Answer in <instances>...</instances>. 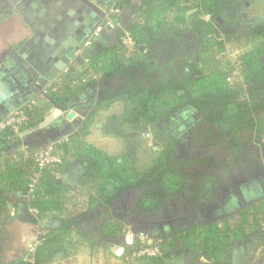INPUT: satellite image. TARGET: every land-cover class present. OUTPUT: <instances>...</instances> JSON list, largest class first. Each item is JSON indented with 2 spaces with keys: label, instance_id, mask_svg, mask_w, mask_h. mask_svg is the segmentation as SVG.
Returning <instances> with one entry per match:
<instances>
[{
  "label": "trees",
  "instance_id": "1",
  "mask_svg": "<svg viewBox=\"0 0 264 264\" xmlns=\"http://www.w3.org/2000/svg\"><path fill=\"white\" fill-rule=\"evenodd\" d=\"M188 1L122 0L116 5L117 8H130L133 18L123 34L104 53L89 60L92 68L101 71L103 79H95L89 66L84 63L81 70L59 76L47 87L45 95L35 99L36 102L31 100L26 104L25 126L28 130L44 121L49 115L50 106H53L52 102L64 106L90 87L103 89L102 98L92 102L93 107L83 112L84 119L77 129L61 138H67L63 141L66 153L62 165H55L52 171L46 172L37 169L34 155L53 142L49 139L36 148L19 147V159L15 164L9 163V157H4L5 163L0 164V210L26 207L31 222L43 231L39 237L42 245L31 255L33 264L50 263L54 254L62 251L64 238L72 233L87 240L95 256H102L110 246L121 243L124 221L129 218L130 221H160L169 203L179 201L181 195L201 204V208H195L198 213L207 208L217 209L220 206L218 191L233 185L229 178L234 173V167L228 160L233 158V163H237L243 157L250 158L251 154V158H254L255 145L240 142L237 133L246 127L264 137V19L250 28L237 26L234 34L215 41L210 37L212 34L220 36L215 28L220 25L219 20L235 26L231 13L237 12L245 0H194L187 6ZM190 10L192 14L187 16L186 12ZM205 16L211 17V20H204ZM103 29L105 33L111 31L107 26ZM111 34L115 36V32L111 31ZM127 35L133 39L130 41ZM161 37L168 40L175 53V58L166 64L150 58L151 45ZM242 37L248 41H263V48H259L255 55L245 57V82L250 89L245 93L231 88L233 86L230 84L234 82L224 83L223 86L218 71L205 73L213 60L209 56L212 48L217 47V53H220L225 49L226 41ZM191 39L196 40L198 46L194 52L195 61L192 55L181 51ZM140 72L149 80V86L144 85ZM75 78L80 79L78 88L71 91L69 86ZM113 79L122 82L121 90L115 91L105 86ZM235 82L238 83L237 80ZM65 90L70 92L71 98L64 93ZM38 102H47L49 107H41ZM123 102L125 112L121 117H112L105 130L117 134L122 123L153 127L151 142L162 143L163 149L152 167L145 172H137L130 159H123L119 163L93 146L78 141L90 134L96 117L102 111ZM185 108L202 114L203 122L210 127L208 135L216 136L217 141L212 143L211 153L204 154L199 148L191 150L192 155L188 160H179L175 158L176 137L167 131L166 122ZM259 111L263 115L257 119ZM7 140L6 136H0V144ZM77 144L78 152L74 157L83 166L84 176L73 190L57 179V175L64 174L72 166L66 156L69 148L73 145L75 148ZM209 167L216 169L214 176L207 175ZM37 175L40 177L35 182ZM132 194L138 195L134 208L127 204L128 196ZM81 195H86L87 206L76 214L75 206L71 205L76 204L75 197ZM49 218L51 223L47 226L43 221ZM85 220L94 224L90 233L83 229ZM53 221L60 222L57 229H53ZM52 233L56 235L50 239ZM255 237L262 241L259 247L264 244L262 202L249 204L236 215L201 224L193 240H187L184 233L175 227H171V231L161 238L151 239V244L142 242L138 237L125 244L119 257L127 264H165L166 260L172 258L177 240H186L185 247L191 254L187 264H231L234 245ZM46 240L48 243H45ZM149 245L159 247L160 254L155 257H133ZM257 250L258 247H253L242 264L253 263L255 257L252 254ZM12 264L30 262L24 258Z\"/></svg>",
  "mask_w": 264,
  "mask_h": 264
},
{
  "label": "crops",
  "instance_id": "2",
  "mask_svg": "<svg viewBox=\"0 0 264 264\" xmlns=\"http://www.w3.org/2000/svg\"><path fill=\"white\" fill-rule=\"evenodd\" d=\"M95 3L105 14H108L110 12V0L104 3H101V0H97ZM119 12V17H117V19L121 27L124 29L132 19L133 12L130 8L126 7L121 9ZM111 38L112 34L110 31L109 33L102 34L92 39L90 41V44L86 45L84 47V50L77 54L75 61L71 63V65L66 69L65 72L74 73L81 70L82 65H84L86 60L89 61L95 56L104 53L107 48L111 46L109 43V41H111ZM150 50V56L152 58H156L161 64L169 63L175 58V53L165 37L157 39L150 47ZM75 62H78L80 64L79 70L73 67V63ZM95 70L100 71L96 68ZM141 78L143 79V83L145 86L150 85V82L147 78L144 79L143 76ZM117 81L118 79H113L106 82V85L109 88L117 91ZM146 82L148 83V85L146 84ZM90 88L91 91L89 93V96L78 106L76 110L77 116L73 121H68L64 117L63 120H57L55 124L48 130H43L37 134H31L25 137L20 136L19 138L14 137L16 139H8L6 143L0 144V158H2L5 154V156L10 154L14 148H36L40 145L45 144L48 139L51 141H55L56 139L57 142L60 141L61 138L72 133V131L77 129V127L79 126L78 124H80V122L84 119L82 116L83 112H86V110L93 107L92 102L102 98L103 90H101V88H98L96 86ZM85 93L86 91L81 95H84ZM37 97L38 96L34 97V99H36ZM42 105L45 106L46 104L44 102H40L41 107H43ZM50 107L52 109L53 106ZM112 108L113 106L105 111H102L100 115L96 117L95 122L91 127L90 134L87 136V140H85V144L86 146H93L97 150L116 159L119 163H121L125 157L132 158V156V160L134 161V163H136V157L139 154V149H136V147L134 148V146L129 142L127 143V145L123 146V142L121 139L120 141L107 139L109 138V136L120 137L118 133L112 134L109 131L105 130V126L110 124L112 117H121L123 115V108H120L119 112H115V109ZM188 111H185V114L187 115L185 116L186 119L191 121L193 116L188 117L192 114L191 110ZM261 116V112L257 113L256 115L257 119L261 118ZM101 119H104L105 122H102ZM124 126L127 127L126 129H128V127H133L130 124H128V126L127 124ZM209 128V125L206 124V134L208 133ZM122 130L123 123L119 126V132H121ZM101 132H103V134ZM59 137L61 138L59 139ZM147 137H151L150 133L147 134ZM148 146L151 145L149 144ZM186 159L187 156H184L179 160ZM210 168L212 169L213 167H209V169ZM83 176V166L79 162L75 161L73 162L72 166L67 171H65L64 174H58L57 179L67 183V187L69 189L75 190ZM218 196L220 206L217 209L212 210L207 208L198 213L196 212L195 208H201V204L195 202L192 204V212L188 215L181 216L180 214H175V216L169 219H165V221L162 222H143L139 220L132 221L130 225H125L124 234L122 231V240L120 243L121 245L119 244L117 246H110L108 249L109 251L105 252V254L102 256H95L93 254L90 243L87 240L79 237L76 233H72L70 236H66L64 238L62 251L59 253H55L53 260L48 264H127L125 263V261L120 259L119 256L122 252L121 249L123 248V245L125 246L126 243H129L132 236L143 234L148 236L150 239H159L164 234L169 233L171 231V227H175L183 232L187 240H193L196 238L198 234V228L201 224L214 221L219 217L223 218L236 215L242 208L248 206L249 204H252L258 199H264V176H261L258 179L254 177L252 179V177L250 178V176H239L231 187H223ZM47 221L48 220H44L43 222L47 223ZM37 226L38 225L33 224L29 219L28 210L26 207L19 206L16 209L10 207L8 209L0 210V262L2 264H12L20 261L21 259H27L31 248L41 236L40 232L37 230ZM59 226V221L52 222L53 229H57ZM83 229L85 231L93 230V222L90 220H85L83 223ZM52 234L56 235V233ZM51 237L52 236H50V239ZM47 240L45 241V243L47 242ZM255 240L256 239H245L237 242L231 250V264H241L243 261H246L249 253L251 252V249L255 246ZM176 243L177 246L175 251L173 252L172 258L166 260L165 264L188 263L191 254L185 247L186 240H177ZM254 264L256 263L254 262Z\"/></svg>",
  "mask_w": 264,
  "mask_h": 264
},
{
  "label": "water",
  "instance_id": "3",
  "mask_svg": "<svg viewBox=\"0 0 264 264\" xmlns=\"http://www.w3.org/2000/svg\"><path fill=\"white\" fill-rule=\"evenodd\" d=\"M96 1L7 0L0 7V124L19 106L45 95L47 87L75 61L77 52L84 50L107 17ZM73 67L79 70L80 64L75 62ZM90 91L64 106L52 102L44 121L21 136L48 130L64 117L73 121ZM196 119L193 116L191 122Z\"/></svg>",
  "mask_w": 264,
  "mask_h": 264
},
{
  "label": "rangeland",
  "instance_id": "4",
  "mask_svg": "<svg viewBox=\"0 0 264 264\" xmlns=\"http://www.w3.org/2000/svg\"><path fill=\"white\" fill-rule=\"evenodd\" d=\"M192 1H194V0L188 1L186 5L190 6ZM253 1H257V0H253ZM258 1H261V0H258ZM248 2H251V0H245V3L241 7L238 8L237 12L231 13L230 17L235 20V23H236L235 26L226 25L220 19L219 20L220 25L215 26L216 33H219L220 36L217 37V34H212L210 39L217 41L222 36L234 34L237 26H243L245 28H250V27H252V25L256 24V22L250 23V21H245V19L242 17V15L244 13H246V3H248ZM117 4H120V3H117ZM117 4L113 3L112 7L110 8L111 10L108 13V15L110 17H112V19L110 21V22H113L112 26L108 27V25H107L108 22L106 21L107 17L104 20V26H107L111 31L115 32V36L111 38V41H109L110 45H112L114 43V41L117 40V38H119L120 34L121 33L123 34V32L126 29V27L123 29L118 22L117 17H119V13H120L119 11L121 9L117 8V6H116ZM253 9H254V7L252 5L250 7L249 11L253 10ZM190 12L192 14V10H190V11L186 12V15L187 16L191 15ZM262 14H264V7L258 11L259 16ZM204 20L210 21L211 17L205 16ZM102 34H105L104 29H103V32L101 33V35ZM127 36L129 37V35H127ZM244 38L245 37H242V38H239L237 40H233L231 42L226 41L225 42V49L220 53H217L218 52L216 49L217 47L212 48V50L209 51V56L212 57L213 60L210 61L209 66L205 69V73L209 74V73L218 71L219 80L223 86H225L224 83L228 84V83L234 82L233 85L230 84L231 86H233L231 88L235 89L236 91L241 90L245 93V91H250V89H248L247 83L245 82V80H246L245 79L246 73H244L245 72V70H244L245 69V63L244 62H246L245 57L247 55H251V54L255 55L259 51V48H263V47H261V44L263 43V41L251 40V39L248 41L247 39H244ZM129 39L131 41L133 38L129 37ZM197 48H198V46H197L196 40L191 39L188 42V44L186 45V48H182L181 51L183 53H185L186 55H189V56L192 55L193 60H194V59H196V57H194V54H195L194 52L196 51ZM141 49L144 50V48H141ZM201 57L204 58V54H202ZM150 58H152V57H150ZM259 58L262 59V57H260V56H259ZM200 60L201 59L199 58V61ZM139 74L142 75L141 72ZM223 74H225L226 77ZM142 76L145 79L144 74ZM224 77H225V80H224ZM101 79H103V77H101L99 80H101ZM236 80L238 81V83L235 82ZM117 83H116L117 84L116 87H118V90H121L123 88L122 82L118 79ZM146 84L148 85L147 82H146ZM72 86H73V84L71 83L69 86V89L71 91H74V89L71 88ZM77 86H78V84H77ZM77 86H75L73 88L76 89V88H78ZM105 86H107V85L105 84ZM101 90H103V89L101 88ZM64 93L67 94V96L71 98V96H69L70 92H67L65 90ZM32 100H34L36 102L35 99H32ZM44 103L46 104L47 102H44ZM38 105L40 106L39 102H38ZM47 105L49 107V103L46 104V106ZM120 108H123V113H124L125 108H126V105L124 104V102L115 104L112 109H115V112H119ZM50 109H51V107H50ZM188 110H191V109L185 108V109L180 110L177 113V115H174L172 118H170L171 120L169 119L168 122H166L167 131L172 133L176 137L175 138L176 139V147H177L176 153H175L176 159H182L184 156H187L186 160H188L189 156L192 155L191 150L196 151L199 148L202 149V152L204 154H209L212 152L211 151L212 143H215L217 141L216 136L212 137V136H209L208 133L206 134L207 130L205 131V127H206V124L207 125H209V124L206 122H203L202 114L200 112L191 110V113H192L191 115L196 116L197 119L192 121V122L189 121L188 119H186L185 111H188ZM188 112H186V113H188ZM259 112H261V111H259ZM198 113H200V117L197 116ZM191 115H190V117H192ZM261 115H263L262 112H261ZM104 119H101V121L105 122ZM78 125H80V124H78ZM124 125H126V124L123 123V130L121 132L118 131V134L120 135V137L109 136V138H107V139L113 140V141H115V140L120 141V139H121L123 142V146L127 145V143L129 142L134 146V148L136 147V149H139V154L136 157V163H134V161L132 160L133 156H132V158H130V157L129 158L123 157V158L128 159V160L130 159V161H132L137 172H145L152 167L153 162L157 159L159 154L162 152L163 145L160 142L159 143H157V142L152 143L151 142L153 139V136H154L153 127L139 125V124H130L133 127H130V128L128 127V129H126L127 127H125ZM127 126H128V124H127ZM25 130H27L26 126L22 125L20 127L19 131L24 132ZM103 132H105V131H103ZM103 132H101V133L103 134ZM149 133H150L151 137L148 138L147 134H149ZM2 135L6 136L7 139L14 138V133L12 131L7 132V134H4L3 132L0 131V136H2ZM19 137L20 136H18V138ZM60 138L61 137H59V139ZM237 138L242 143H245V144L249 143V144H251V146L254 144L255 146L253 148H254L255 154H254V158H251V156H252V154H251L250 158L247 159V158L243 157L241 159V161H239L237 163H233V158L229 159L228 160L229 164H231V167H234V173H232V175L229 179H231L233 184H234V182L237 180V178L239 176L240 177L241 176L242 177H246V176L249 177L250 176V178L252 177V179H253V177L258 179L259 177L264 176V147H263L264 146V137H260L259 135H257L256 130L250 129V128L248 129L245 127L237 133ZM145 139L147 140V142ZM85 140H87V136L80 138L78 141L79 142L81 141L80 143H84V145H86ZM76 141H77V139H76ZM55 142H56V139H55V141L51 142L50 144L55 143ZM149 144L151 146H148ZM17 149H18V147L14 148L12 150V152L10 154H8L7 156H5L6 154L4 155L5 157H9V163L11 165L15 164V162L19 159V152ZM62 149H63V152L66 153V150L63 148V144H62ZM77 152H78V144H77V147H75V148H74V145L71 146V148H69V151H68L67 156H66L67 161L72 163V164L75 161L78 162V160L75 159V157H74L75 153H77ZM4 156L2 158H0V164L5 163ZM248 167H249V169H248ZM220 169L219 170L217 169V171L218 172L221 171ZM248 171H249V174H248ZM215 172H216L215 168H212V169L208 168L207 169V175L209 177L214 176ZM221 189L218 191V195L220 194ZM137 196H138L137 194L129 195L128 196L129 199H128L127 204L129 203V205L133 206V208H134ZM179 198H180L179 201L172 200L169 203V207L167 209H165V211L163 213V216H162L163 219L162 220L153 221V222L165 221V219H169V218L173 217V214L175 216V214L178 215L182 212H186L185 213L186 215L191 213L192 207H193L192 204L195 202H192V201L186 199V197L183 195H181ZM218 199H219V196H218ZM87 200L88 199H87L86 195H81V196L75 197V203L76 204L72 203L71 206H75L74 211H76L75 212L76 214L81 213L83 207L87 206ZM256 202H262L264 204V199H261V200L258 199L253 203H256ZM123 206L125 207L124 203H123ZM212 207H214V206H212ZM123 217H125L124 214H123ZM124 222L125 223H123L124 224L123 234H124L125 225H130L132 223V220L130 221V218H129ZM50 223H51V220L49 218L47 221V226H50ZM37 230L40 232V234H43V231H40L38 226H37ZM91 231H85V232L90 233ZM54 235L55 234H51L52 237H54ZM255 238H256V240H255L254 248L258 247V250L256 252H253V254H252L253 257H255L254 262L256 264H264V244L259 247V245L262 244L261 243L262 241H260L257 237H255ZM123 242H124V240H123ZM125 243H126V241H125ZM123 247H124V245H123ZM254 262L252 263L250 261L249 264H254Z\"/></svg>",
  "mask_w": 264,
  "mask_h": 264
},
{
  "label": "built area",
  "instance_id": "5",
  "mask_svg": "<svg viewBox=\"0 0 264 264\" xmlns=\"http://www.w3.org/2000/svg\"><path fill=\"white\" fill-rule=\"evenodd\" d=\"M112 2L114 4H117V3H121L122 0H112ZM111 19H112V17H110L107 14V20L106 21L108 23L106 21L105 22L107 23L108 27L112 26V24H113V22H110ZM103 27H104V21L100 26H98L95 29V31L93 32V35L91 36L90 40L88 41V43L86 45L90 44V41L92 39L101 35V33L103 32ZM78 53H80V52H77V54ZM77 54H76V57H77ZM85 63H86V65L89 66V71H90L91 75L95 79L99 80L102 77L101 71H97L94 68H92L90 66V63L88 60H86ZM79 80H80L79 78L73 79V81H72L73 86L71 87L72 89L75 90V88H73V87L77 86ZM83 80H85V79H83ZM26 104L27 103H24L23 105L19 106L14 112H12L8 115L6 120L0 124V131L1 132H3L4 134H7V132L12 131L14 133V137L21 136L22 132L19 131L20 127L22 125H26V123H27V116L25 114ZM66 139L67 138L60 140V141H57L55 143L46 145L42 148V150L35 153L34 161H35L37 169L40 172L52 171L55 165H62L63 164L64 158H65V153L63 152L62 144H63V141ZM39 177H40L39 175L36 176L35 182H38ZM138 237L142 240V242H147L148 244H151V239L148 236L143 235V234L138 235V236H132L129 243L136 240ZM40 245H42V241L40 240V238H38V240L35 242V244L31 248L30 253L27 257L29 259L30 264L34 263V260L31 259V255L33 254L34 250ZM159 254H160V248L159 247L149 245L148 247H143L133 257H142V256L155 257V256H158Z\"/></svg>",
  "mask_w": 264,
  "mask_h": 264
},
{
  "label": "flooded vegetation",
  "instance_id": "6",
  "mask_svg": "<svg viewBox=\"0 0 264 264\" xmlns=\"http://www.w3.org/2000/svg\"><path fill=\"white\" fill-rule=\"evenodd\" d=\"M7 0H0V7L6 4ZM253 5L254 9L250 10V7ZM264 7V0L261 1H253L246 3V13L242 15L245 21H250V23H257L264 19V14L258 15V11ZM249 19V20H248ZM42 21V19H41ZM187 116V115H186ZM192 116V115H191ZM190 117V116H188ZM178 121V120H177Z\"/></svg>",
  "mask_w": 264,
  "mask_h": 264
}]
</instances>
